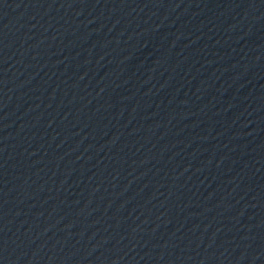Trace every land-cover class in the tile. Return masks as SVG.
<instances>
[{
  "label": "water",
  "instance_id": "obj_1",
  "mask_svg": "<svg viewBox=\"0 0 264 264\" xmlns=\"http://www.w3.org/2000/svg\"><path fill=\"white\" fill-rule=\"evenodd\" d=\"M264 182V0H0V264H203Z\"/></svg>",
  "mask_w": 264,
  "mask_h": 264
}]
</instances>
